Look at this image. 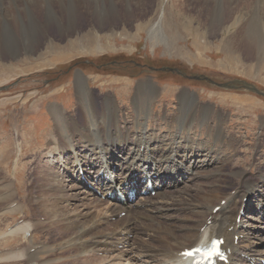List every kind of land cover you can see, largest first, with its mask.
Wrapping results in <instances>:
<instances>
[{"label":"rangeland","instance_id":"obj_1","mask_svg":"<svg viewBox=\"0 0 264 264\" xmlns=\"http://www.w3.org/2000/svg\"><path fill=\"white\" fill-rule=\"evenodd\" d=\"M145 1L146 7L142 9H126L122 1L117 7L101 2L98 8L77 7L74 15L72 10L67 13L65 7L57 6L52 10L39 5L30 10L20 8L15 11H9L8 5L0 7V15L2 13L9 23L0 26V256L13 248H21L30 232L36 243L40 244L37 262L41 264H97L105 258L109 264H126L122 259L127 258L132 262L141 255L134 245L132 238L135 235L132 234L128 235L132 240H127L124 235L113 242L104 240L101 246L104 250L96 252L97 257H87L93 252L85 255L71 250L72 245L77 248L71 241L72 237L77 236V229H74L72 237L63 230L69 216L80 217L81 211L95 212V216H98L95 222L103 223L101 229L111 225L109 230L127 218L124 212L119 214V219L114 213L110 215L109 208L113 203L93 195L83 182L84 189L76 190V193L86 191L91 195L92 199L82 202L88 207L80 206L70 192L69 196L68 193L65 195L71 197L68 205L73 209L68 207L66 213L74 212L58 216L53 213L57 208H43L38 175H42L44 169L36 168L39 164H61L56 156L52 158L49 154L51 135L56 134H129L132 137L125 146L126 156L133 138L142 139L140 143L143 148L161 149L156 152L161 156L172 150H179L178 153L193 152L199 173L194 179L185 175L181 181V188H188L191 198H186V193L177 192L178 187L174 188V185L164 188V191L177 192L176 196H184L189 206L182 208L181 212L171 209L165 213L200 222L205 219L208 199H212L214 204L225 201L224 205L239 209L244 203L241 200L245 198L248 202L242 212H246V215L244 218L240 215L243 223L250 222L247 220L249 216L256 228L264 223L262 217L248 211L252 209L248 206L255 207L260 195H264V98L245 90H224L206 80L192 78L206 76L218 84L243 80L264 91V9L241 3L230 13L225 11L228 17L218 27L212 25V21L225 19L222 17L224 11L205 6L203 0H182L174 8L167 6L157 38L150 37L149 31L161 15V0ZM49 15L56 21L47 24ZM96 17H99L97 22L94 20ZM69 23L74 25L70 26ZM248 27L256 31V44L249 42L244 34ZM255 50L261 51L254 53ZM164 68L178 69L181 74L163 71ZM78 76L86 81L84 90L78 86L81 85L76 81H79ZM185 96L191 101L185 102ZM191 103L196 106L214 105L219 124L209 122L205 116H197L196 106L194 110L193 107L188 108ZM108 105L111 110L114 108L116 117L107 112ZM53 107L65 112L63 119L52 112ZM230 123L237 128L238 134H229ZM212 134L216 138L212 139ZM218 134H225L223 142L218 141ZM189 137L192 138L191 142L188 141ZM187 141L190 147H187ZM38 152L40 154L37 155ZM148 152L153 151L148 149ZM151 155L157 164L166 165V161L169 162L165 159L166 154L162 158L153 153ZM178 155L181 160L182 155ZM34 157H40L36 165H33ZM123 158L116 157L118 161ZM205 161L207 167H204ZM93 166L94 163L89 162L85 168L92 173L97 170ZM68 176L73 179L74 175ZM76 176L80 178L79 174ZM78 177L74 176L75 179ZM90 178L89 183L92 184L95 177ZM64 180L69 179L59 181ZM166 180H171V177ZM9 184H12L14 194H18L12 202L4 199L9 194L4 187ZM251 188L256 195L247 198L252 193L249 192ZM54 194L56 198L58 193ZM243 194L247 196L242 198ZM60 198V207H63L68 201L64 196V199ZM97 201L101 202L100 205L93 206L92 203ZM185 208L197 210L198 213L192 216ZM81 220L76 221L80 224ZM172 221L175 223L176 220ZM31 222L39 223L40 229L30 227L24 233H12L22 225L31 226ZM14 225L18 226L13 229ZM242 229L238 233L241 234ZM110 232L105 234L108 236L109 233L110 237ZM176 233L182 236L180 230ZM241 236V240L248 239L250 234ZM262 236L264 227L253 238V246L255 242H261ZM118 241L121 243L118 244ZM124 241H128V245L120 249L119 245H124ZM114 249H130L131 253L129 256L124 254L120 259ZM3 250L8 251L2 253ZM28 252H34V249ZM11 261L0 259V264ZM21 263L28 262L21 259Z\"/></svg>","mask_w":264,"mask_h":264},{"label":"bare ground","instance_id":"obj_2","mask_svg":"<svg viewBox=\"0 0 264 264\" xmlns=\"http://www.w3.org/2000/svg\"><path fill=\"white\" fill-rule=\"evenodd\" d=\"M121 1L120 0H0V7L4 8L5 5H8L9 11H15V10H21V9L30 10L31 7H36L39 5L43 7L44 9L52 10V8L57 6V7H65V9H67V13H69V10H72L73 12L71 11V13L73 15L75 14V10L77 7L79 8L85 7V8H92V9L98 8L97 5L101 2L107 5L113 6V7L114 6L117 7V4L121 2V4H123L126 7V9H133L134 7H141L142 9L146 7L145 0H121ZM180 1L182 0H161L159 2L160 5L162 4L160 7V9H162L161 15L159 16L158 21L150 29L149 31L150 37H154V36H156L157 38L159 37L161 26L163 25L162 19L165 18L164 16H165V10L167 9V6L176 7L178 2ZM203 3L207 7L211 6L216 10L219 9L222 12L224 11V14H222V17L224 18L228 17V15L226 16L225 11L230 13L233 9H237L241 3H243L247 7H251V8L255 7V8L264 9V0H245L244 2H240V0H203ZM29 15H31V13H29ZM49 17L50 18L47 17V20H49V21H46L48 22L47 24H49L50 22L56 21V19H53L50 15ZM98 18L99 17L94 18L95 22H97ZM223 20H226V18L225 19L223 18L213 19L212 25H217L218 27H220L222 23L224 22ZM6 23H8V21L4 17V15L1 13L0 26L1 27L2 25L5 26ZM69 25L72 26L74 25V23H69ZM244 34L249 42H253L256 44V37H255L256 31L254 29L250 28L249 30V27H248L244 31ZM257 51L258 50H255L254 53H256ZM260 51L261 50H259L257 53H259ZM77 78L79 79V81L78 80L76 81L79 82L78 84H81L78 86H81L80 88L84 90L85 80L82 78V76L80 77L78 76ZM148 90H150V88ZM242 101H245V100L243 99ZM107 108H109L107 109V112H109L110 115H112L113 117H116L115 114L113 113L114 108L111 110L109 105L107 106ZM52 112L57 114V117H59L60 119L61 118L63 119V117L65 116L64 114L65 112H63L60 108H57V107H55ZM16 131L18 132L19 129H17ZM86 131L88 132V130ZM60 135L61 134L59 135L56 134V136L51 135L50 139L52 143L51 145L52 148L49 150V154L52 155V158L53 156H56L57 159H59L61 164L58 163L59 166L58 165L57 166L55 165L40 166L41 164H39V167L37 166L38 168H36V169H39L42 167L44 169L42 175H38L39 180L36 178L40 184L39 187H40L41 194H42L41 195L42 197H40V200H41L40 202H42L41 204L43 205V208L44 207L46 208V206L57 208V210L55 208H54L55 210L52 208L54 210L53 211L54 215L57 213L58 216H66L70 212L75 211V210H72L73 206L71 207L70 205H68L69 200H71L70 199L71 197L68 198L70 192L73 193L72 198H75V200L77 199L78 203L81 204L80 206L88 207V204H82V202L85 199L90 200V198L92 199V197H90L91 195L89 196L87 193H85L86 191L85 192L81 191V192L76 193V190L80 191L79 189L81 188L84 189L82 182L80 181L79 177L76 175L79 174L77 173L78 168L81 167V169L79 170H83L86 164L89 162L90 163L93 162L94 163L93 168L97 169V170H93L95 171L94 174L95 173L96 175L102 174L101 175L102 178L101 180H98L95 178L92 184L89 183L91 181V178H89L88 185L86 184L85 185L88 187L89 185H94L96 183L97 184L96 188L101 192L102 195L119 193L125 189V182L130 181V180L132 181L133 178L134 179L136 178L135 180L138 184L140 183V179L141 180L153 179L154 180L153 190H159V187L157 188L158 185L161 187L162 185L165 187L167 186V188L168 186L174 185V188L178 187L177 192L180 191V193H186L185 195L186 198H191V195L189 196V194H191L190 190L188 188L187 190L186 187L181 188L182 187L181 184L183 183V182L181 183V181H182V177L185 175H188L189 177L194 179L195 175L199 173L197 171L198 167L196 165V155H194L193 152L187 151V152L178 153L179 150L177 152L175 150H172L171 152L169 151L170 153H163L161 156V154L156 153L160 151L161 149H157L156 147L143 148L142 143H140L142 139L140 140V139L133 138L135 140L132 139V141L130 142L131 147L129 149L128 155L126 156L125 146L129 142L128 139L131 140V137H132L129 134H77V135H74V134L65 135L64 134V136H60ZM224 135L225 134H218V141L220 140L221 142H223L224 139L222 138L224 137ZM213 137L214 135L212 134V139ZM106 140H109L110 142H106ZM188 141L191 142L192 138L189 137ZM188 141H187V147H190L191 144H189ZM148 149L150 151L152 150L153 152H148ZM191 150L192 148L190 149V151ZM151 153L157 155L160 158H162L166 154L165 159L168 160L169 162L166 161V165H163L161 163L157 164L158 162L153 158ZM38 154H40V152H38L37 155ZM177 154L182 155L181 160L178 159ZM119 156H124L122 161H118L116 159V157L118 158ZM38 159L40 160V157H34L35 162L33 163V165H36L37 162L39 163ZM66 161H68V164ZM204 167H207L206 161L204 163ZM36 169H34V171ZM117 170H119V172H117ZM68 174H73L75 177H78V178L75 179L74 176H73V179H71L72 176H70L71 178H68L69 177ZM105 176L107 177L105 178ZM170 177H171V180L169 181L166 180ZM64 178H67L69 180L68 181L64 180L63 182H60ZM15 179H17L16 174H15ZM97 180H98V183H97ZM68 182H71V183L68 184ZM31 187H30V190H32ZM4 188L6 192L9 190L8 191L9 194L6 193L7 195L4 198L5 201L12 202V199L14 198V196L18 194L17 193L14 194L12 184L6 185ZM252 188L249 190V192L252 191ZM177 192H174V191L173 192L171 191L170 192L169 191L158 192L155 195V197L149 196L145 200V202L142 201L143 203L141 202L137 207H130L125 204L120 205V204L110 201L111 203H113L111 204L112 206L109 208L110 215L114 213V215H116V217L118 216V219H119V214L121 212H126L125 218H127L122 223H118V224L116 223V225H114L115 228L111 230H109L110 227H112L111 225L108 228L105 227L101 229V225L103 223L97 224L98 222H95V219L98 220L97 219L98 216H95L94 214L95 212L93 213L89 211L88 212L81 211L79 213L81 214L80 217L79 216H72V217L69 216L68 220L67 219L65 220L66 227L65 229L63 228V230H65V232H67L71 236V234L74 233V229H77V231L75 232L77 236L75 238L71 236L72 240L69 238L72 242L74 241L77 247L75 248L72 245L71 248L73 249L71 250L73 251L78 250L80 254H85V255L86 253L93 252L92 255L87 254V257H92L96 255V252H101L102 250H104L103 247H101L103 242H105L106 240H110L113 242L114 239L117 240L120 235H124V238H126L127 240L134 239L135 241L134 245H136V248L140 250L138 251L141 252V255H139V257H136V259L133 260L132 262L128 261L127 258L126 260L122 259V261H126L125 262L126 264H184L185 262L182 261L181 253L186 248L195 246L205 240L209 241L214 237H223L225 238V247L230 249L231 251L229 264H258V262H261L262 260H264V237L262 236L260 243L255 242L257 247H255L256 245L253 246L254 244L253 238L255 239L258 236V233L263 231L264 223H261L260 226H257L258 228H256V225L253 226L251 223V218H252L251 216L247 218V220L250 221L249 223L248 222L243 223L242 221L243 219L240 218V215L242 217L243 206H246L244 205V203H242L240 208L237 209L236 206H235L236 208H234L232 205H224V204L221 205V203L214 204V202H212L213 201L212 199H208L205 204V219L200 222H191L189 218H186V217L181 218V216L179 218L173 215L174 213L173 214L165 213L166 210L168 211L171 209H176L181 212L182 208L189 206L184 196H180L179 194H178L179 196H176ZM54 193H58V196L56 198H55L56 195ZM4 194L2 196H4ZM65 194H67L68 196ZM255 195H256V192L252 191V193L248 194V196L246 194H243L242 198L246 196L247 198H250V197H254ZM59 196L62 198L64 196V198L68 201L63 207L62 206L60 207V203H62V200H60L61 198ZM142 198L143 197H141L140 199ZM115 199H116V195H115ZM244 199H242L241 202ZM94 200H97V199H94ZM100 203L101 202L97 201V203H92V204L93 206L94 204H96V206H99ZM80 206H77V207L75 206V208H80ZM217 206H219L220 209L219 211L215 212L214 209ZM18 207L23 210L22 205L19 204ZM68 207H71L72 211H70L69 213H66V210ZM248 207L252 208L248 210L250 211V213L258 214V216L259 217L262 216L264 220V195L263 194L260 195V198L257 202V205H255V207H250V206ZM185 209H188V211L191 212L192 216H195L198 213L197 210L192 211L191 208H185ZM134 214L136 216H134ZM80 218L82 220H81V223L78 224L76 220L77 219L80 220ZM161 218H163L164 220L163 221L160 220ZM174 219L176 221H174L175 223H172L173 222L172 220ZM25 221H29V219L24 220L23 222L25 223ZM23 222L22 224H24ZM243 224H246V225L242 227ZM89 225H92V226H89ZM179 225L181 227H179ZM17 226L18 225H14L12 228L14 229ZM27 226L28 225H22L16 228L14 231H12V233L15 234L20 231L24 233L26 231H29L30 227H35V229L37 230L39 228V223L37 224L32 223L31 226L29 227ZM240 229H242L241 234L247 233V234H250V237L246 240L236 241V236L238 234L240 235V233H238ZM177 230H180V232L182 233L181 237L176 235ZM110 231H112V233ZM106 232L111 233L110 237H109V233H108V236L105 234ZM59 233H60V230H59ZM29 234L30 235L28 237H25L26 239L25 244L22 245L21 248L17 250L13 248L14 250L12 249V251L10 250L8 253H6L8 250H3L2 253L5 252L6 254L0 256V259L12 260L10 263H7V264H22L21 259L22 260L24 259L25 262H28L27 264H41L37 262L39 260V254L41 252L39 251V248H38L40 244L38 245L36 243L32 232H30ZM130 234H132L133 236L135 235V237L132 239H129L128 235ZM157 236H159L158 240L156 239ZM184 236L188 239H184L183 238ZM96 239H103V240L96 241ZM112 242H110L111 245L113 244ZM118 242H119L118 244H120L121 241H118ZM133 246H129V247H133ZM32 249H34V252H28V251H31ZM115 251L117 254H119L117 256H119L120 259L123 258L122 256L124 254L126 256H129V254L131 253V252L129 253L130 249L124 250V251L122 250L121 251L115 250ZM106 252H108V250ZM109 252L111 253V250ZM136 255H137V252H136ZM98 258H99V255H98ZM115 258L117 257L115 256ZM109 263H110L109 261L107 262V258H105L104 261L100 260V262H98L97 264H109Z\"/></svg>","mask_w":264,"mask_h":264},{"label":"water","instance_id":"obj_3","mask_svg":"<svg viewBox=\"0 0 264 264\" xmlns=\"http://www.w3.org/2000/svg\"><path fill=\"white\" fill-rule=\"evenodd\" d=\"M162 70L163 71H171V72L181 74L178 69L164 68ZM192 78L196 79V80H206L210 84L218 86L224 90H245V91L252 92V93L264 98V91L263 90H260L255 85L248 83L246 81H243V80H233V81L226 82L224 84H218V83L214 82L212 79L207 78L206 76H194Z\"/></svg>","mask_w":264,"mask_h":264},{"label":"crops","instance_id":"obj_4","mask_svg":"<svg viewBox=\"0 0 264 264\" xmlns=\"http://www.w3.org/2000/svg\"><path fill=\"white\" fill-rule=\"evenodd\" d=\"M183 94L188 95L187 93H183ZM184 101L186 102V101H191V100H190V98H188V96H185ZM196 105L197 104H194L193 105L191 103V106L190 107L188 106V108L193 107L192 109L194 110V108H195ZM181 107H182V110H185L182 105H181ZM196 107H197V111H195V112H196V115L197 116H205L207 118V120L209 122H211V123L218 122V119L216 120V118H215V114H216L215 112H216V110L214 108V105L202 104V105L196 106ZM192 109H190V110L193 111ZM180 112H181V110H180ZM189 113H192V112H189ZM206 129L209 132L208 127H206ZM236 130H237V128L232 127V125L230 123L229 134H238V133H236Z\"/></svg>","mask_w":264,"mask_h":264}]
</instances>
